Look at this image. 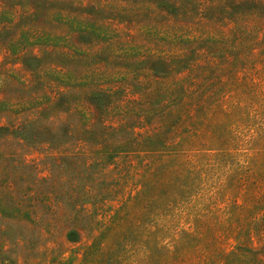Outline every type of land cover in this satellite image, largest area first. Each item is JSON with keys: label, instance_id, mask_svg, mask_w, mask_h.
<instances>
[{"label": "rangeland", "instance_id": "374dc122", "mask_svg": "<svg viewBox=\"0 0 264 264\" xmlns=\"http://www.w3.org/2000/svg\"><path fill=\"white\" fill-rule=\"evenodd\" d=\"M0 264H264V0H0Z\"/></svg>", "mask_w": 264, "mask_h": 264}, {"label": "trees", "instance_id": "16d2710c", "mask_svg": "<svg viewBox=\"0 0 264 264\" xmlns=\"http://www.w3.org/2000/svg\"><path fill=\"white\" fill-rule=\"evenodd\" d=\"M220 38L221 39H225L226 37L224 36V37H220ZM249 41H250V39H248L247 37L244 36L243 38H240L238 43H236L235 45L231 44V46H233V49H237V51H238L237 55L241 56L247 51ZM226 43H227V41H226ZM216 45H217V47H221L223 45V42H222V44L221 43H217ZM239 52H240V54H239Z\"/></svg>", "mask_w": 264, "mask_h": 264}]
</instances>
